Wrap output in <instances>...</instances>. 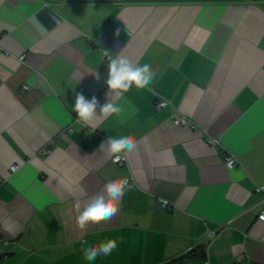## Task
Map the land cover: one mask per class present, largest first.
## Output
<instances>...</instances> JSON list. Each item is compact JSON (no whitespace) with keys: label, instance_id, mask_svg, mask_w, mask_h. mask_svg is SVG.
Instances as JSON below:
<instances>
[{"label":"crops","instance_id":"1","mask_svg":"<svg viewBox=\"0 0 264 264\" xmlns=\"http://www.w3.org/2000/svg\"><path fill=\"white\" fill-rule=\"evenodd\" d=\"M260 188L264 0H0V264H264Z\"/></svg>","mask_w":264,"mask_h":264},{"label":"built area","instance_id":"2","mask_svg":"<svg viewBox=\"0 0 264 264\" xmlns=\"http://www.w3.org/2000/svg\"><path fill=\"white\" fill-rule=\"evenodd\" d=\"M107 60L109 61V63L113 66H116V61L113 60L111 57H107ZM121 74L125 77H129V71L127 68H123ZM24 90L27 89V87H23ZM168 105V102L167 101H164V100H161V101H158L155 105V108L158 110V109H162L164 107H166ZM176 124L177 125H189L188 122L184 119L182 120H176ZM71 132L70 129H67L66 133L64 134V137H67V135ZM113 161L116 163V164H119V165H122L124 164L125 162V159L122 155H117L113 158ZM226 162H227V166L229 168H233L236 164V161L232 158V157H227L226 159ZM16 167H12V170H15ZM125 184H128V181L125 182ZM263 188H260V189H257V192L258 193H262L263 192ZM161 205L162 207L165 209V210H170L172 205L170 203H168L167 201H161ZM259 220L260 221H264V212L259 216ZM214 235L211 233V237H213ZM0 241L3 243V245L5 246H9L10 245V241L8 239H5V238H1ZM204 264H208L207 262L204 263ZM229 264H238L237 262H232V263H229Z\"/></svg>","mask_w":264,"mask_h":264}]
</instances>
